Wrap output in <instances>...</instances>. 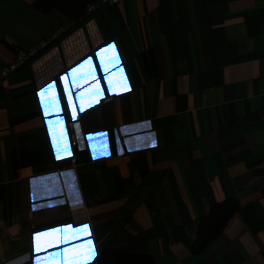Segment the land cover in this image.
Wrapping results in <instances>:
<instances>
[{"label":"crops","instance_id":"obj_1","mask_svg":"<svg viewBox=\"0 0 264 264\" xmlns=\"http://www.w3.org/2000/svg\"><path fill=\"white\" fill-rule=\"evenodd\" d=\"M98 1L0 0V264H34L69 246L45 235L37 253L36 233L83 223L90 236L71 246L90 239L91 264L107 248L158 264H264V0H122L88 12ZM66 23L58 41L1 77L21 49ZM89 58L75 73L80 90L87 103L98 80L104 95L80 112L73 77H60ZM53 81L61 111L48 119L63 116L71 147L61 160L38 95ZM101 132L108 154L97 138L93 158L87 137ZM229 198L239 211L194 254L199 219Z\"/></svg>","mask_w":264,"mask_h":264},{"label":"snow or ice","instance_id":"obj_2","mask_svg":"<svg viewBox=\"0 0 264 264\" xmlns=\"http://www.w3.org/2000/svg\"><path fill=\"white\" fill-rule=\"evenodd\" d=\"M115 53L116 46L115 44H111L108 46ZM101 51H104L103 49ZM97 56H100V52L96 53ZM116 64L119 63V55L115 56ZM91 58L85 60L82 64H80L77 68L71 70L70 73H67L66 76L60 77L62 81L66 80L67 76L73 77V86L78 90V99L80 100V112H84L87 108H91L94 104H98L100 99L103 97L104 92L101 88H99V81H96L97 88L95 93L93 94L94 99L89 100L87 103L85 102V95L81 89V85L79 83L80 80L84 79L83 77L76 78L75 73H77L81 68L84 67L85 64H91ZM102 67L104 69V78L108 83L109 92L115 93V88L113 85V81L111 76L109 75V68L101 62ZM120 72H123V69H120ZM91 78L95 79V72L93 71L91 74ZM122 88L124 90H128V84L126 77L123 78ZM49 93L53 95L50 97ZM56 93V83L55 81L47 84L46 87L42 88L38 93L40 97V105L43 109L45 121L47 124V130L51 137L52 147L55 151L56 160H61L63 157V153H67L69 156L71 155V147L68 143V132L67 128L64 127V118L63 116H59L56 120L48 119L49 115L52 113H58L61 111L60 100ZM64 93L68 98V108L70 110L71 119L75 121L77 119V111L75 110L74 101L72 99L71 90L67 83L64 84ZM75 134L77 137L80 136V125L74 124ZM107 133H98L96 136L89 135L87 137L89 143L92 144V156L93 158H97L96 144L94 141L97 138H101L104 140L105 149L103 154L107 155ZM151 142L152 146H155L156 141L153 137L148 138ZM83 146V145H81ZM71 176L72 174L69 173ZM73 180V190L75 189V177L72 176ZM35 184V181H33ZM33 199H35V193H33ZM74 206L81 204L80 193L78 191L75 192V200ZM59 233L61 235V239L59 243L68 244V247L63 248L62 250L56 251L54 253L40 256L37 255L35 257L34 264H91L92 259H94L96 253L94 245L92 241L87 240L86 244L81 243L77 246H71V240L80 239L81 236H90V226L87 223L80 224L79 227L73 228L72 225L61 226L57 228L49 229L47 232L36 233L33 237L34 242V251L39 253L41 251L40 239L45 235H53ZM70 233H76L79 235L72 236Z\"/></svg>","mask_w":264,"mask_h":264},{"label":"trees","instance_id":"obj_3","mask_svg":"<svg viewBox=\"0 0 264 264\" xmlns=\"http://www.w3.org/2000/svg\"><path fill=\"white\" fill-rule=\"evenodd\" d=\"M239 209L240 203L234 198L216 203L207 214L199 219L196 238L191 248L192 252L198 255L207 250L223 234ZM97 262L99 264H158L151 255L110 248L100 252Z\"/></svg>","mask_w":264,"mask_h":264},{"label":"built area","instance_id":"obj_4","mask_svg":"<svg viewBox=\"0 0 264 264\" xmlns=\"http://www.w3.org/2000/svg\"><path fill=\"white\" fill-rule=\"evenodd\" d=\"M121 1L122 0H99L98 2H95L88 7V12H94L95 10L105 5H118L120 4ZM71 27H72L71 23L60 25L52 32V34L47 36L41 42L33 46H30L26 49H21L16 55L15 60L3 69L1 73V77L3 78L7 77L9 74L15 72L17 69L27 64L35 57H37L42 51L47 49L52 43L58 41L68 30L71 29ZM71 162H72L71 167L77 168V158L76 157L72 158Z\"/></svg>","mask_w":264,"mask_h":264}]
</instances>
